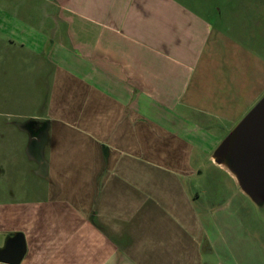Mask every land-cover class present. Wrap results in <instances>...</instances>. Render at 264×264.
Instances as JSON below:
<instances>
[{
    "label": "crops",
    "instance_id": "crops-1",
    "mask_svg": "<svg viewBox=\"0 0 264 264\" xmlns=\"http://www.w3.org/2000/svg\"><path fill=\"white\" fill-rule=\"evenodd\" d=\"M203 3L0 0V249L20 233L17 264L204 263L230 215L204 175L236 187L209 125L236 102L206 84L234 71Z\"/></svg>",
    "mask_w": 264,
    "mask_h": 264
},
{
    "label": "rangeland",
    "instance_id": "rangeland-1",
    "mask_svg": "<svg viewBox=\"0 0 264 264\" xmlns=\"http://www.w3.org/2000/svg\"><path fill=\"white\" fill-rule=\"evenodd\" d=\"M203 4L206 9L210 8L209 5L215 6L214 16L208 19L213 24L210 37L215 40L211 49L216 50L212 60L216 65H226L227 70L234 71L229 70V82L226 73L211 75L206 83L212 93L218 88L219 91L225 90V98L236 102L233 113L228 115L233 119L229 121L222 116L224 119L220 120L221 116H217L221 123L209 125L224 139L264 96V0H204ZM203 117L206 120V116ZM233 120H236L235 125ZM213 171L208 170L204 177L225 184V174ZM231 181L229 190L222 184L219 187L220 198L226 195L230 200V215L221 214L212 228H206L205 236L212 239V244L205 243L203 264H264V204L254 205Z\"/></svg>",
    "mask_w": 264,
    "mask_h": 264
},
{
    "label": "water",
    "instance_id": "water-1",
    "mask_svg": "<svg viewBox=\"0 0 264 264\" xmlns=\"http://www.w3.org/2000/svg\"><path fill=\"white\" fill-rule=\"evenodd\" d=\"M209 161L223 168L256 206L264 204V96L215 148ZM24 254L16 233L0 249V262L17 264Z\"/></svg>",
    "mask_w": 264,
    "mask_h": 264
}]
</instances>
